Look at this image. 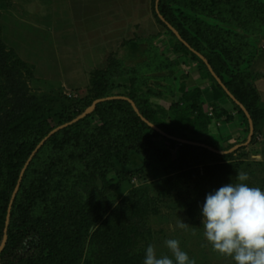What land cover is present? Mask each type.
I'll list each match as a JSON object with an SVG mask.
<instances>
[{
  "label": "rangeland",
  "instance_id": "1",
  "mask_svg": "<svg viewBox=\"0 0 264 264\" xmlns=\"http://www.w3.org/2000/svg\"><path fill=\"white\" fill-rule=\"evenodd\" d=\"M156 2L0 0V115L16 103L17 85L33 98V109L42 114L39 124L46 129L84 114L98 98L136 93L155 106L181 110L186 105L181 87L199 88L201 94L207 133L183 115L175 119L178 111L171 122L178 132L208 147L194 149L157 137L159 146L170 150L169 159L126 176L110 170V186L86 208L79 234L67 233L64 264H143L149 244L157 256L171 257L164 244L169 238L179 240L195 264H234L203 237L200 206L208 192L237 182L238 172L247 173L249 185L264 188V100L254 70L264 36L248 34L236 21L203 19L204 25L247 36L242 70L248 74L251 132L208 69L178 47ZM179 6L190 12L185 3ZM3 53L11 77L2 74ZM83 118L92 127L107 121L123 131L130 127L128 118L111 113ZM128 221L134 224L130 228L124 224Z\"/></svg>",
  "mask_w": 264,
  "mask_h": 264
},
{
  "label": "trees",
  "instance_id": "2",
  "mask_svg": "<svg viewBox=\"0 0 264 264\" xmlns=\"http://www.w3.org/2000/svg\"><path fill=\"white\" fill-rule=\"evenodd\" d=\"M180 3H185L190 12H185ZM157 10L164 18L162 21L179 32L182 40L172 31L181 51L190 53L208 69L196 51L202 54L227 89L253 115L247 88L248 74L242 70L249 50L247 36L233 34L210 23L204 25L203 19L229 20L230 24L236 21L248 34L256 35L264 27V2L159 0ZM1 56L4 62L2 74L11 77V70L6 67L8 57L4 53ZM209 73L249 124L243 109ZM181 89L182 100L186 103L181 110L155 106L133 93L126 97L135 103L138 111L128 99L115 98L98 103L86 116L98 114L101 117L105 113L123 116L130 121V127L124 131L114 121L92 127L82 118L51 135L24 172L6 225L12 195L27 160L37 145L57 127L46 129L39 124L42 114L38 108L33 109V98L17 85V90L13 91L16 103L2 110L0 115V247L7 235L6 245L0 252V264H64L70 245L67 233L79 234L86 208L110 186V170L126 176L148 164L169 159L170 150L162 149L157 137L169 143L182 142L176 138L197 142L194 137H187L174 128L171 122L174 111L179 113L175 119L181 120L183 115L195 129L207 133L208 123L199 88ZM73 119L75 117L59 125ZM185 143L190 148L205 149L201 145ZM208 145L219 149L218 145ZM124 224L127 228L134 225L131 221Z\"/></svg>",
  "mask_w": 264,
  "mask_h": 264
},
{
  "label": "clouds",
  "instance_id": "3",
  "mask_svg": "<svg viewBox=\"0 0 264 264\" xmlns=\"http://www.w3.org/2000/svg\"><path fill=\"white\" fill-rule=\"evenodd\" d=\"M246 172L236 181L208 192L200 206L203 237L212 250L230 257L234 264H264V188L251 186ZM186 223L180 222L184 228ZM179 240L164 241L168 255L157 256L149 244L143 264H195L179 246Z\"/></svg>",
  "mask_w": 264,
  "mask_h": 264
},
{
  "label": "water",
  "instance_id": "4",
  "mask_svg": "<svg viewBox=\"0 0 264 264\" xmlns=\"http://www.w3.org/2000/svg\"><path fill=\"white\" fill-rule=\"evenodd\" d=\"M158 3H159V0H157V2H156V6H157V8H158ZM159 16H160V18L164 21V18H163V16L162 15H160L159 14ZM167 25L169 26V28H171L172 29V31L177 35V37L179 38V39H181V36H180V34H179V32L176 30V29H174L170 24H168L167 23ZM182 40V39H181ZM196 54L206 63V65H207V67H208V69H209V71L211 72V74L216 78V80L219 82V84L223 87V89L226 91V93L231 97V99L232 100H234L242 109H243V111L245 112V114L247 115V117H248V119H249V123H250V126H251V132L253 131V121H252V118H251V115H250V113L248 112V110L246 109V107L244 106V105H242V103L239 101V100H237L235 97H234V95L227 89V87H226V85L223 83V81L218 77V75L216 74V72L213 70V68H212V66L209 64V62H208V60L202 55V54H200L199 52H197L196 51ZM115 98H124V99H128L130 102H131V104L134 106V108H135V110L136 111H138V109L136 108V106H135V103L131 100V99H129L128 97H126V96H110V97H105V98H98V99H96L87 109H86V111L84 112V114H82V115H80V116H78V117H76L75 119H73V120H71L70 122H67V123H64V124H62V125H59V126H57L56 128H54L38 145H37V147L35 148V150L33 151V153L31 154V156L29 157V159L27 160V162H26V164H25V166H24V168H23V170H22V172H21V174H20V178H19V180H18V183H17V185H16V187H15V190H14V192H13V195H12V199H11V202H10V205H9V208H8V214H7V220H6V225H8V223H9V220H10V216H11V208H12V204H13V201H14V199H15V197H16V194H17V192H18V190H19V187H20V184H21V180H22V177H23V175H24V172H25V170H26V168L28 167V165H29V163H30V161L32 160V158H33V156L35 155V153L40 149V147L45 143V141L51 136V135H53L55 132H57V131H59V130H61V129H63V128H65V127H67V126H69L70 124H73L74 122H77L78 120H80V119H82L83 117H85V116H87V115H89L90 113H92L94 110H95V108H96V106H97V104L98 103H101V102H103V101H106V100H110V99H115ZM174 138V137H173ZM177 140H179V141H182V142H188V143H191V144H195V145H201V146H206V147H208L207 145H205V144H201V143H197V142H191V141H186V140H183V139H179V138H176ZM7 230V229H6ZM6 242H7V235H5L4 236V239H3V242H2V245H1V247H0V252L3 250V248L5 247V245H6Z\"/></svg>",
  "mask_w": 264,
  "mask_h": 264
},
{
  "label": "crops",
  "instance_id": "5",
  "mask_svg": "<svg viewBox=\"0 0 264 264\" xmlns=\"http://www.w3.org/2000/svg\"><path fill=\"white\" fill-rule=\"evenodd\" d=\"M260 36H264V29H262ZM254 70L260 76L255 83L256 89L260 92L261 98L264 100V49H262L259 57L254 62Z\"/></svg>",
  "mask_w": 264,
  "mask_h": 264
}]
</instances>
